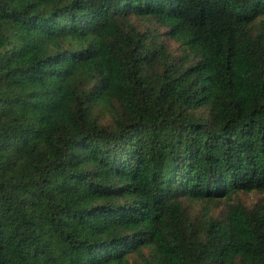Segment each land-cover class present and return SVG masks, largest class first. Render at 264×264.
<instances>
[{
	"label": "trees",
	"instance_id": "16d2710c",
	"mask_svg": "<svg viewBox=\"0 0 264 264\" xmlns=\"http://www.w3.org/2000/svg\"><path fill=\"white\" fill-rule=\"evenodd\" d=\"M252 191L264 0H0V264H264Z\"/></svg>",
	"mask_w": 264,
	"mask_h": 264
},
{
	"label": "rangeland",
	"instance_id": "374dc122",
	"mask_svg": "<svg viewBox=\"0 0 264 264\" xmlns=\"http://www.w3.org/2000/svg\"><path fill=\"white\" fill-rule=\"evenodd\" d=\"M133 23L139 27L143 32L147 31L152 28H158L160 27L157 22L154 20H144V19H139V18H134ZM164 32L165 29H162ZM170 47L175 50L177 45L173 40L168 41ZM110 115L108 114L107 117L104 119L105 123H108ZM234 200L238 201L241 200L243 201L246 205L248 206H253L255 203L258 202H264V192H259V191H252L248 193L241 192L238 195L234 197ZM190 203L189 200H185V204L188 205ZM207 204H203L201 202H191V212L193 215L197 214H202L204 211V206ZM226 207L225 203H220L219 207H215L214 205L210 204L209 208L212 209L214 214H220L222 210H224ZM132 264H142V261L140 259H136L134 254L130 256Z\"/></svg>",
	"mask_w": 264,
	"mask_h": 264
}]
</instances>
